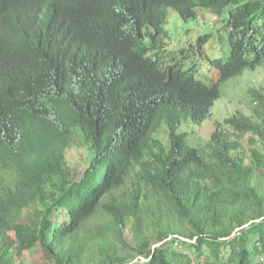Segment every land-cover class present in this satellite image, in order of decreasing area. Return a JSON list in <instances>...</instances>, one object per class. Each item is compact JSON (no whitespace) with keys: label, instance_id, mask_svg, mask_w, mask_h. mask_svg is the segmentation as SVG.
<instances>
[{"label":"trees","instance_id":"obj_1","mask_svg":"<svg viewBox=\"0 0 264 264\" xmlns=\"http://www.w3.org/2000/svg\"><path fill=\"white\" fill-rule=\"evenodd\" d=\"M169 9L224 23L214 83L164 65ZM263 64L264 0H0V264H264V154L239 155L264 146V89L205 149L179 131Z\"/></svg>","mask_w":264,"mask_h":264},{"label":"rangeland","instance_id":"obj_2","mask_svg":"<svg viewBox=\"0 0 264 264\" xmlns=\"http://www.w3.org/2000/svg\"><path fill=\"white\" fill-rule=\"evenodd\" d=\"M223 25L224 23L216 20V17L206 9H199L198 19L189 22L183 21L176 11L169 9L168 23L165 26L169 39L166 40L164 65L179 63L183 70L190 71L189 75L195 79L206 85L214 83L217 79V71L211 61L215 59L224 61L228 54L227 29ZM204 34L211 37L204 45L203 54H200L197 41L199 36ZM250 89H264V64L256 70H246L243 74L220 85L221 98L215 103L210 119L200 125L183 120L179 131L186 135L187 145L205 149V145L215 130L216 122H223L237 112L258 122L253 111L254 101L249 95ZM227 131L231 133V130L227 129ZM159 139L163 145L167 144L165 127L161 128ZM254 148L264 154V146L261 144L253 146L250 143V136H246L242 140L239 155L248 159ZM85 158L86 150L82 145L74 147L67 155L69 165L77 170L85 167ZM99 223L103 224L105 220L95 217L89 222V226L93 227ZM124 239L129 245L133 244L129 230L126 231ZM24 264H45L40 249L34 248L26 253Z\"/></svg>","mask_w":264,"mask_h":264}]
</instances>
